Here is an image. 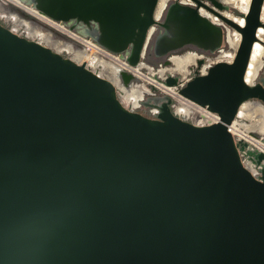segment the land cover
Returning <instances> with one entry per match:
<instances>
[{"label":"water","instance_id":"water-1","mask_svg":"<svg viewBox=\"0 0 264 264\" xmlns=\"http://www.w3.org/2000/svg\"><path fill=\"white\" fill-rule=\"evenodd\" d=\"M28 1L56 20L95 22L85 33L133 66L148 47L216 52L222 23L241 41L231 62L179 88L220 114L200 126L166 94L153 117L129 108L112 80L0 20V264H264V164L258 176L244 167L245 143L226 125L244 102L264 105V77L246 80L264 45V0L232 6L242 22L221 0H172L160 16V0Z\"/></svg>","mask_w":264,"mask_h":264},{"label":"built area","instance_id":"built-area-1","mask_svg":"<svg viewBox=\"0 0 264 264\" xmlns=\"http://www.w3.org/2000/svg\"><path fill=\"white\" fill-rule=\"evenodd\" d=\"M234 1L246 4L250 3L251 0ZM0 18L6 20L11 28L18 33L39 38L37 35L28 33V26L30 28H37L50 33L54 39L59 40L62 44H68L71 47L70 51L64 50L63 52L71 53L73 55L76 52L79 54V59H81L83 63L102 76L106 77L107 74L104 73L106 70H104L103 73L100 72V64L107 61L116 62L115 60H119L123 63L124 71L132 74V76L137 77L138 79L142 76L137 71L138 65L133 66L127 62L125 58L127 56L126 53H116L107 49L92 37L78 33L64 23V21L53 19L52 17L40 12L32 4H27L22 0H0ZM15 20L22 21L24 25H15ZM222 24L226 28V41L222 48L216 52H209L203 56L205 61L200 69L202 74L206 73L211 65L219 61L231 62L235 57L237 48L241 41V34L234 28L228 26L226 23ZM231 30L233 33L232 37H230ZM140 64H144L148 69L152 70V74L150 76L155 78L153 67L150 66V64L145 62ZM116 77L118 80L115 81V84L117 85L118 90H122L124 88L122 87V85L124 86V82L119 76V72L116 74ZM146 81L149 86L155 85L163 93L171 97L172 102L170 106L176 116L200 126L221 122V116L219 113L209 109L208 106L202 105L181 94L179 92L180 87L167 86L159 80V84L157 85L153 84L151 80ZM243 104L240 106L235 118L226 125L228 131L233 134L237 141L245 143V146L240 149L241 161L244 167L247 168L253 175L258 176L262 173L264 164V159L258 161V158L256 157V154L259 152L264 154V127H262L264 120H261L257 111L253 110L250 112L246 109L247 107H243ZM153 111L157 113L159 108L156 107Z\"/></svg>","mask_w":264,"mask_h":264},{"label":"flooded vegetation","instance_id":"flooded-vegetation-1","mask_svg":"<svg viewBox=\"0 0 264 264\" xmlns=\"http://www.w3.org/2000/svg\"><path fill=\"white\" fill-rule=\"evenodd\" d=\"M22 1L25 2V3H27V4H31V3H29L28 0H22ZM168 2H170V1L167 0L166 4ZM221 2H223L225 4H229L226 0H221ZM166 4L159 11L160 13H158V11H157V14H158L157 16H160L161 11H163V9L165 8ZM233 8H232V5H231V9H229V11H234ZM0 20L2 22H4V24L6 26H8V27L11 28V26L9 25V23L6 20L1 19V18H0ZM64 23H66L69 27H71L72 29H74L78 33H80L82 35H85V36H90V35L86 34L85 32L88 33V32L94 31L96 29V27H97V24L95 22H93V21H91L89 23H86V22H83V21H78L76 19H71L69 21H64ZM159 30H160V28L158 27L157 30H156V32H158ZM19 34H22V33H19ZM23 35H25V34H23ZM25 36H28V37L33 38L35 40H38V39L32 37L31 35H25ZM62 53L65 54V52H62ZM207 53H209V51H205V50L199 49V48H197V47H195L193 45H185L184 47H182V48H180L178 50H175V51H173V52H171V53H169V54H167L165 56H157L154 53L152 47H148L147 48V51H146V55H145V57L143 59V62H147L148 64H150V66L153 67V70L155 72V75H158L159 77L162 76L161 78L164 79V78H166L168 72H171L170 69L173 68V67H175L176 60H184L187 57H190V56L193 57V56L196 55L195 56L196 58L193 57L194 58V61L192 63H189L187 65V70L184 73H182V72H171V73H175V75H179L180 76V80H179V83H178L177 86L178 87H181V86H183L185 84V82L187 80H189L190 78H192L195 75V70L196 69H198V73L199 74H202L201 71H200V69H201V66H202V64L204 62L200 66H198L196 61L199 58H204L203 56L205 54H207ZM195 59H196V61H195ZM167 60H170L171 63L170 64H165V61H167ZM262 65H263V59H262V62L260 64L259 68H258V71H257L256 75L254 76V80H253L254 83H257V82L261 81V78L264 77V66H263V69H261ZM188 69H189V71H188ZM162 70L163 71L165 70L164 73H163ZM159 72H160V74H159ZM185 74H187V75H185ZM131 76H132V74H131ZM137 80H138V78L137 77H134V76H132L131 79L129 81H127V82H125L123 80V82H125L124 83V87L126 89L123 88L122 90H118L119 97L124 102V104L127 105L129 108H132L134 110H137V111H139V112H141V113H143V114H145L147 116L153 117V116H155V112L153 111V109L156 108V107L159 108V106L164 102L162 100V96L165 95V93H163L160 89L155 90V89H153L150 86L151 89L144 90V93L142 94V96L140 97V99L137 102L129 101L131 103V105H128L127 104V100L128 99H126V92H129L131 90L132 87H130V86L132 84H134V83H135L134 84L135 86H133V87H138L137 86ZM142 86H140L141 90L143 89ZM252 100H248V101H252ZM246 103H249V102L246 101L245 104ZM251 104L253 105V103H251ZM258 104H260V103H258ZM260 107L262 108V110L264 112V109H263L264 108V105H263V103L260 104Z\"/></svg>","mask_w":264,"mask_h":264},{"label":"bare ground","instance_id":"bare-ground-1","mask_svg":"<svg viewBox=\"0 0 264 264\" xmlns=\"http://www.w3.org/2000/svg\"><path fill=\"white\" fill-rule=\"evenodd\" d=\"M166 2H167V0H160L159 1V5H158L159 7H158V10H157L158 13H160L159 11L164 7ZM234 5L237 8H239L242 12L246 13L248 11V9H249L250 3H246L245 4L243 2H237ZM203 11L206 14H209L206 10H203ZM34 13H36V12H34ZM225 14L227 16H231L233 19L237 20V22H242L243 21V19L240 16L238 17V16H235V15H231L230 13H226V12H225ZM210 16H212V15H210ZM212 17H213V19H217V17H214V16H212ZM262 19L264 21V8H263V12H262ZM14 24L15 25H17V24L24 25V23L22 21H19V20H15ZM27 28L29 29L28 30L29 34L37 35L39 37L40 41H43V42L45 41V42H47L49 44H53L54 46H57V49L59 51H61V50L62 51H64V50L70 51L71 50V47L68 44H62V43L58 42L57 40H55L50 35V33L45 32L44 30L37 29V28H30L29 26ZM232 34L233 33H232V30H231L230 31V37H232ZM258 36H259V38L264 40V28L263 27L260 28ZM232 40H233V38H232ZM263 55H264V45L262 44V42L256 41L255 45H254V48H253L250 64H249V67H248V70H247V73H246V80L250 84L253 83L254 76L256 75V73L258 71V68H259V66H260V64L262 62ZM195 56H193V57L196 58ZM193 57L190 56V57H187L184 60H176L175 59L176 60L175 68L174 67L171 68L170 71L171 72H182V73H184L187 70V65L194 61ZM73 58L78 60L80 63L82 62L81 59H79V54H77L76 52H75ZM115 61L116 62L107 61V62H102L100 64V66H101L100 72L103 73V71L106 70L107 73L110 74L111 80L114 81V82L118 80V78L116 77V74L118 72L121 73L122 71H124L123 63H121L119 60H115ZM195 61H196V59H195ZM137 71L143 77L149 78L153 84H156V85L159 84V81L157 79H155V78L150 76L152 74V70L148 69L146 67V65H144V64L138 65ZM164 71H163V73H164ZM122 87H124V86L122 85ZM142 87H143L142 90H141L140 86L132 87L129 92H126V99H128V101L137 102L140 99V97L142 96V94L144 93V90H146V89L149 90V88L147 86H145V85H143ZM124 89H126V88H124ZM258 103H260V102L258 101ZM260 104H262V103H260ZM252 106L253 105L251 103H246V104L244 103L243 104V107H247L246 108L247 110H250L252 108ZM254 111H257L259 113V115L261 117V120L263 121L264 120V112H263L262 108L260 107V105H259L258 108L254 109ZM262 127H264V121H263Z\"/></svg>","mask_w":264,"mask_h":264},{"label":"rangeland","instance_id":"rangeland-1","mask_svg":"<svg viewBox=\"0 0 264 264\" xmlns=\"http://www.w3.org/2000/svg\"><path fill=\"white\" fill-rule=\"evenodd\" d=\"M169 1H172V0H169ZM227 2L230 4V5H232V6H234V4H236L237 2L236 1H234V0H227ZM233 4H232V3ZM234 9V11H232L231 12V15H235V16H240V14H239V11L237 10V9H235V8H233ZM226 13H228L227 11H225ZM224 12V13H225ZM32 35H34V34H32ZM34 38H36V37H34ZM36 39H38L39 40V38H36ZM56 40V39H55ZM40 41V40H39ZM58 42H60L59 40H57ZM41 42H43V41H41ZM43 43H45V44H47L48 46H50V47H52L53 49H55V50H57V51H59L58 49H57V46H54L53 44H49V43H47V42H43ZM59 52H63L62 50L61 51H59ZM65 55H67V56H69V57H71V58H73L74 57V55L73 54H71V53H67V52H65ZM74 59V58H73ZM263 65H262V67H261V69H263V66H264V55H263ZM74 60H76V59H74ZM76 61H78V60H76ZM79 62V61H78ZM81 63H83V62H81ZM145 63H147V62H145ZM148 64V63H147ZM175 68V67H174ZM161 69V68H160ZM188 71H189V69H188ZM161 72V71H160ZM160 72H159V74H160ZM105 74H107V76L106 77H108L109 79H111L110 78V74H108L107 73V71H105L104 72ZM154 74H155V72H154ZM188 74V73H187ZM187 74H185V75H187ZM162 77V76H161ZM146 80H148V81H150L149 79H147V78H145V77H143V76H141L138 80H137V86H142V85H145V86H147L149 89H151V87L149 86V84H148V82L146 81ZM135 84V83H134ZM134 84H132L130 87H133V86H135ZM125 88V87H124ZM143 88V87H142ZM247 102H249V103H253V106H252V108L249 110L250 112L251 111H253L254 109H256V108H258L259 107V105L260 104H258V101L257 100H255V101H247ZM127 103L129 104V105H131V103L127 100ZM251 117V116H250Z\"/></svg>","mask_w":264,"mask_h":264}]
</instances>
